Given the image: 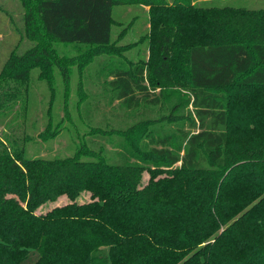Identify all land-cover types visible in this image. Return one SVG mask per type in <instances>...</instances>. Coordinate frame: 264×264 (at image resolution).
<instances>
[{
  "label": "trees",
  "instance_id": "16d2710c",
  "mask_svg": "<svg viewBox=\"0 0 264 264\" xmlns=\"http://www.w3.org/2000/svg\"><path fill=\"white\" fill-rule=\"evenodd\" d=\"M22 2L34 45L9 56L1 81H25L35 67L51 81L47 73L56 68L67 92L74 69L83 78L95 58L108 55L116 58L108 85L129 107L179 99L170 115L118 132L122 163L85 142L74 156L53 159L1 144L0 264H264V11L194 0ZM124 4L149 7L150 29L120 46L111 38L113 8ZM143 42L148 59L125 57ZM189 104L196 132H182L180 143L175 134L151 133V125L176 122ZM235 106L246 131L230 155ZM84 192L92 201L79 204ZM63 195L73 203L35 214Z\"/></svg>",
  "mask_w": 264,
  "mask_h": 264
},
{
  "label": "rangeland",
  "instance_id": "374dc122",
  "mask_svg": "<svg viewBox=\"0 0 264 264\" xmlns=\"http://www.w3.org/2000/svg\"><path fill=\"white\" fill-rule=\"evenodd\" d=\"M168 2L172 3L173 0ZM193 3L202 7L230 6L235 10L264 11V0H194ZM148 10V7L140 4H136L135 8L114 7L112 40H116L121 31L126 29V36L120 44L138 42L150 29ZM25 15L22 0H0V74L11 54L21 55L34 45L25 36ZM58 48L65 54L76 53L75 48L65 44H59ZM148 51V42H143L127 52L125 57L133 61H143L147 59ZM98 59L100 62L96 61L85 71L82 91L78 87L82 76L76 69L70 78L71 90L67 92L64 79L56 68L47 73L48 76L52 74L51 81L45 76L41 77L39 67L31 69L28 78L22 82L12 75L3 76L4 81L0 79V149L4 148L1 145L3 144L9 152L21 151L32 159L67 158L74 156L79 146L85 142L87 147L96 151L104 149L112 162L122 163L123 159L117 154V147L122 144L123 139L118 132L141 121L158 120L170 115L172 105L178 102L179 97L171 95L163 98L158 105L146 104L142 100L140 106L132 104L129 107L124 101L117 99L115 90L108 85L112 79L109 72L113 67L116 68V58H109L106 63H102L103 57ZM53 73L56 89L54 92L50 88V83L53 84ZM237 95L239 96L236 99L242 96L240 93ZM247 108L253 109V113L256 111L253 107ZM240 110L241 106H235L230 113L232 134L227 148L230 155L238 151L246 131V128H242L243 117ZM176 113L179 117L176 122L162 121L151 125V133L159 131L160 134H175L174 142L180 143L182 132L193 133L198 130V122L190 104ZM184 145L183 142L182 147ZM183 153L182 151L181 154ZM149 180L150 174L146 171L143 173L142 184L145 185ZM91 201L89 192L82 193L77 200L79 204ZM72 203L73 201L63 195L39 206L35 214L46 215L57 207Z\"/></svg>",
  "mask_w": 264,
  "mask_h": 264
},
{
  "label": "crops",
  "instance_id": "0c3cea01",
  "mask_svg": "<svg viewBox=\"0 0 264 264\" xmlns=\"http://www.w3.org/2000/svg\"><path fill=\"white\" fill-rule=\"evenodd\" d=\"M122 6H126V7L129 6V8H135V5H132V4H129V5L124 4V5H122ZM148 8H149V7H148ZM125 36H126V35H125ZM125 36H124V37H125ZM124 37H123V38H119V37L117 36V39L114 40V41L112 40V41H113V42H117V44H119L120 46H122V44H120V42L124 39ZM128 52H129V51H128ZM147 53H148V57H149V51H148ZM101 57L104 58V59H102V63H106V61H107L109 58H111V57H109L108 55H99L97 58L94 59V63H96V61H97V62H100V61H99L100 59H98V58H101ZM148 57H147V59H148ZM105 58H107V59H105ZM94 63H93V64H94ZM83 78H85L84 75H83ZM83 78H82V79H83ZM82 79H81V80H82ZM83 85H84V80L80 81V79H79L78 87H79V86H83Z\"/></svg>",
  "mask_w": 264,
  "mask_h": 264
}]
</instances>
